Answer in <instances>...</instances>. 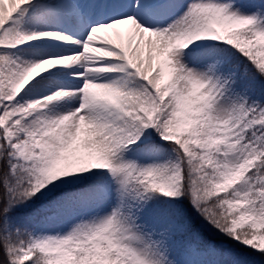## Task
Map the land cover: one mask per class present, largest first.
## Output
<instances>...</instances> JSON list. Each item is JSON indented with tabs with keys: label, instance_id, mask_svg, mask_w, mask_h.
I'll list each match as a JSON object with an SVG mask.
<instances>
[{
	"label": "snow or ice",
	"instance_id": "6c2138e0",
	"mask_svg": "<svg viewBox=\"0 0 264 264\" xmlns=\"http://www.w3.org/2000/svg\"><path fill=\"white\" fill-rule=\"evenodd\" d=\"M0 264H264V0H0Z\"/></svg>",
	"mask_w": 264,
	"mask_h": 264
}]
</instances>
